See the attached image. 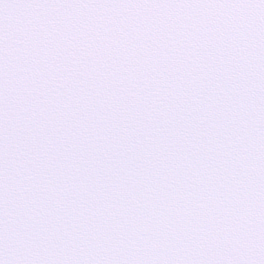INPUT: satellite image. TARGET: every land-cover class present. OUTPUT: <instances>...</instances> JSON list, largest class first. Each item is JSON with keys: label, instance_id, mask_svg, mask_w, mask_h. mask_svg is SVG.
Segmentation results:
<instances>
[{"label": "snow or ice", "instance_id": "snow-or-ice-1", "mask_svg": "<svg viewBox=\"0 0 264 264\" xmlns=\"http://www.w3.org/2000/svg\"><path fill=\"white\" fill-rule=\"evenodd\" d=\"M0 264H264V0H0Z\"/></svg>", "mask_w": 264, "mask_h": 264}]
</instances>
